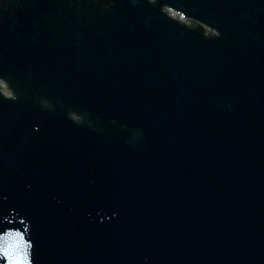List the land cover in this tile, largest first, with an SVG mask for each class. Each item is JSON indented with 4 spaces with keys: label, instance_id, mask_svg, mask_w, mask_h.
<instances>
[{
    "label": "water",
    "instance_id": "95a60500",
    "mask_svg": "<svg viewBox=\"0 0 264 264\" xmlns=\"http://www.w3.org/2000/svg\"><path fill=\"white\" fill-rule=\"evenodd\" d=\"M158 1L0 0V264H264V0Z\"/></svg>",
    "mask_w": 264,
    "mask_h": 264
},
{
    "label": "flooded vegetation",
    "instance_id": "af4514ba",
    "mask_svg": "<svg viewBox=\"0 0 264 264\" xmlns=\"http://www.w3.org/2000/svg\"><path fill=\"white\" fill-rule=\"evenodd\" d=\"M179 17H182V16H179ZM183 21H184V22H187V23H191V22H189L188 19H183Z\"/></svg>",
    "mask_w": 264,
    "mask_h": 264
}]
</instances>
